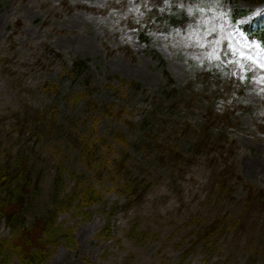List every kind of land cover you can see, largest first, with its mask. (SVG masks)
I'll use <instances>...</instances> for the list:
<instances>
[{
    "label": "rangeland",
    "instance_id": "obj_1",
    "mask_svg": "<svg viewBox=\"0 0 264 264\" xmlns=\"http://www.w3.org/2000/svg\"><path fill=\"white\" fill-rule=\"evenodd\" d=\"M161 3L154 12L150 0H0V162L20 146L33 149L38 214L50 206L60 170L61 195L71 191L73 171H86L104 194L98 203L59 213L57 224L71 230L73 242L61 240L44 264H264V212L257 204L243 210L248 188H264V42L243 31L264 16V0ZM174 7L186 13V25L162 19ZM236 9L244 14L235 17ZM230 40L251 59L228 54ZM78 58L88 70L74 79L68 72ZM86 75L98 108L72 100ZM116 76L126 82V94L105 86L108 79L118 85ZM47 83L58 89L45 90ZM132 83L139 88L129 89ZM106 103L124 113L104 112ZM53 106L63 126L58 132L35 119ZM93 120L95 137L110 141V159L121 147L115 134H125L131 174L149 184L140 201L129 206L108 178L97 180L85 169L69 135H87ZM172 147L181 159H170ZM227 213L246 222L239 234L221 233L183 259L196 233ZM8 237L2 222L0 239ZM0 264L18 258L0 257Z\"/></svg>",
    "mask_w": 264,
    "mask_h": 264
},
{
    "label": "trees",
    "instance_id": "obj_2",
    "mask_svg": "<svg viewBox=\"0 0 264 264\" xmlns=\"http://www.w3.org/2000/svg\"><path fill=\"white\" fill-rule=\"evenodd\" d=\"M163 0H150L151 8L157 12L162 6ZM258 1V0H251ZM164 21L168 26L178 27L186 25L190 19L184 11L174 7L170 13L162 12ZM244 11L236 9L235 17H240ZM243 31L249 39H254L260 43L264 42V16L255 18L250 23L243 26ZM140 40L145 43L146 49L163 62L161 55L150 48V39L143 33L139 34ZM59 56L58 54H56ZM88 70L87 62L78 58L72 62L68 76L77 79ZM118 85L112 83V79L105 81V86L112 90L114 94L121 92L126 94V82L119 76L115 77ZM83 89L76 92L74 102L84 100L85 106L89 109L98 108L100 105L93 98L96 90L91 75H86L82 80ZM139 88V84L132 83L128 85ZM44 89H58V85L46 84ZM103 111L110 114L111 110H117L118 115L124 113V107L117 106L116 103L103 105ZM35 119L43 128H49L53 131L62 129L61 123L56 122V108L50 107L41 112L35 113ZM20 135L25 134V128L29 124V119H23L20 122ZM97 120H93L87 135L77 132L70 133L78 155L84 163V167L91 172L94 178L102 180L104 177L112 183L113 189L120 195L126 197L129 206L134 202L140 201L149 184L131 174L132 167L130 163L128 140L125 134L118 132L115 138L121 143L117 156L110 159L109 139L107 137H95ZM27 134L38 136L37 133L29 132ZM20 140V139H19ZM154 145V144H153ZM134 147L140 149L142 144L134 143ZM157 148V147H156ZM32 148L20 146L15 152L7 153L6 157L0 162V223L4 222L9 230V237L0 239V257L1 262H7L12 256L18 258V264H44L50 257L52 250L61 240H66L69 244L73 242L72 232L68 228L63 230L57 224L60 212L68 211L71 208L80 209L88 207L91 204L98 203L103 199V191L97 188L95 184L86 176L85 172H70L73 178V187L68 195H61V184L63 181L62 170L55 175L52 187V196L50 206L42 214L32 211L36 197L40 192V177L34 174V163L31 162ZM170 159L178 160L182 154L176 147L168 151ZM163 158V156H161ZM228 173V172H227ZM105 179V178H104ZM219 189L224 192L227 185V178L222 173L219 181ZM243 210L252 212V204L259 206V211L264 212V188L255 192L248 188L244 199ZM115 210L111 211V214ZM256 211V210H255ZM31 214V221L27 216ZM246 222L240 216L231 219L229 214H224L215 218L210 224L202 227L197 233L195 239L183 251V259L199 245H208L215 241V238L221 233L239 232L245 227Z\"/></svg>",
    "mask_w": 264,
    "mask_h": 264
},
{
    "label": "snow or ice",
    "instance_id": "obj_3",
    "mask_svg": "<svg viewBox=\"0 0 264 264\" xmlns=\"http://www.w3.org/2000/svg\"><path fill=\"white\" fill-rule=\"evenodd\" d=\"M228 54H231L233 56H239L240 60L251 59V57L246 56V54L243 51L238 50L231 40L228 43Z\"/></svg>",
    "mask_w": 264,
    "mask_h": 264
}]
</instances>
